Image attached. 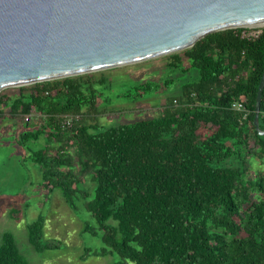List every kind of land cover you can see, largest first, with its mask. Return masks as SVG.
Instances as JSON below:
<instances>
[{"label":"trees","instance_id":"trees-1","mask_svg":"<svg viewBox=\"0 0 264 264\" xmlns=\"http://www.w3.org/2000/svg\"><path fill=\"white\" fill-rule=\"evenodd\" d=\"M242 31L213 33L170 55L173 72L199 77L158 115L131 124L100 123L96 86L106 80L93 76L0 93V120L44 115L37 128L24 124L20 142L45 138L30 159L48 195L60 190L75 211L82 200L96 223L83 231L103 243L96 256L116 254L114 264H264V136L254 124L264 30L252 40ZM161 87L141 83L124 97L138 100ZM235 101L246 105V119L231 109ZM64 115L80 120L64 129ZM43 229V218L27 227L35 251L60 247L44 241ZM0 264H30L11 233L2 237Z\"/></svg>","mask_w":264,"mask_h":264},{"label":"water","instance_id":"water-1","mask_svg":"<svg viewBox=\"0 0 264 264\" xmlns=\"http://www.w3.org/2000/svg\"><path fill=\"white\" fill-rule=\"evenodd\" d=\"M264 26V0H0V93L172 55ZM264 72L254 124L261 136Z\"/></svg>","mask_w":264,"mask_h":264},{"label":"rangeland","instance_id":"rangeland-1","mask_svg":"<svg viewBox=\"0 0 264 264\" xmlns=\"http://www.w3.org/2000/svg\"><path fill=\"white\" fill-rule=\"evenodd\" d=\"M169 57L162 56L73 78L86 80L93 76L98 81L106 80L105 85L96 86L99 92V113L93 114L100 117L103 126L131 124L158 115L171 98L181 96V87L185 82L199 77L197 70L186 74L173 72L169 67ZM184 62L189 64L186 58ZM166 80L173 83L167 87L164 84ZM146 82H157L162 87L138 100L124 97L134 85ZM35 85L22 87L28 93ZM22 87L8 88L1 93L17 95ZM44 119L34 116L32 123L37 128L43 125ZM24 124V115L14 118L7 113L0 120V245L5 233L13 234L20 252L30 264H114L119 260L116 254L95 255L96 251L103 248V243L100 237L83 231L87 222L92 225L96 223L84 209L82 200L78 202L79 210L75 211L66 203L60 190L47 194L42 171L30 159L34 150L41 149L46 140L41 138L37 142L23 145L19 136ZM84 187L90 189L93 184L89 182ZM39 218L44 219V241L60 247L35 251L29 242L27 227Z\"/></svg>","mask_w":264,"mask_h":264},{"label":"built area","instance_id":"built-area-1","mask_svg":"<svg viewBox=\"0 0 264 264\" xmlns=\"http://www.w3.org/2000/svg\"><path fill=\"white\" fill-rule=\"evenodd\" d=\"M240 29H243L242 37L246 39H250V40L259 38L262 35L263 30H264V28H260V27H243ZM176 104H178L177 101H176ZM231 109L233 111L242 113L244 119L247 118V115L249 113L246 105L240 101H235L232 104ZM34 116H37L38 118L44 117V115L42 114H28L24 116V122L31 123L32 118ZM79 120H80L79 115H64L61 121L62 128L64 129L72 128L75 125V123H77Z\"/></svg>","mask_w":264,"mask_h":264},{"label":"crops","instance_id":"crops-1","mask_svg":"<svg viewBox=\"0 0 264 264\" xmlns=\"http://www.w3.org/2000/svg\"><path fill=\"white\" fill-rule=\"evenodd\" d=\"M15 131H16V130H15ZM15 131H14V132H15Z\"/></svg>","mask_w":264,"mask_h":264}]
</instances>
